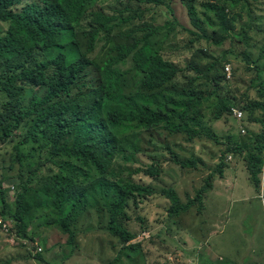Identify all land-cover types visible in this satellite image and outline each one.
Here are the masks:
<instances>
[{
    "label": "rangeland",
    "instance_id": "374dc122",
    "mask_svg": "<svg viewBox=\"0 0 264 264\" xmlns=\"http://www.w3.org/2000/svg\"><path fill=\"white\" fill-rule=\"evenodd\" d=\"M188 2L174 0L168 8L145 9L130 0H96V10L128 20L114 31L108 46L100 40L91 55L96 70L117 57L120 47H131L154 30V49L178 69L175 78L155 93L162 114L170 120L168 125L153 130L135 126L125 136L129 138V155L118 159L105 175L83 162L71 161L86 174L80 178L84 182L103 180L92 193L97 198L114 182L146 183L156 191L152 196L128 199L121 220L134 235L133 240L123 245L110 234L108 208L100 201L74 220L72 229L78 236L76 244L70 246L67 234L55 225H46L54 218V210L49 199L41 197V206L27 213L26 236L11 238L0 227V264H41L38 255L48 264H264V149L259 191L246 170L244 151L253 147L262 133L264 0ZM187 4L194 9L195 26L187 16ZM217 10L223 11L222 22ZM90 34L88 24H82L77 40L82 54L88 52ZM118 68L124 73L126 95L145 93L143 77L130 59ZM97 79H90V84ZM46 95L45 89L27 88L22 110H31ZM192 104L197 107L189 109ZM7 105L8 100L0 95V113ZM222 107L229 111L222 112ZM232 108L242 113L241 121L231 116ZM184 112L186 116L180 120L177 115ZM33 126L32 121L25 122L8 139L0 133V188L5 191L9 211L16 209L24 184L30 182L39 190L67 175L54 163H63L66 158L52 154L47 137H31ZM175 127L181 133H176ZM27 138H31L28 144ZM17 145L25 155L21 162ZM154 154L161 159L162 170L158 178L150 179L137 170L142 171ZM191 157L201 159L202 164L192 169L175 164V160ZM219 165L221 175L216 172ZM212 171L216 173L201 208L195 205L186 213L168 216L169 202L159 192L172 187L185 203ZM2 211L0 201V218L4 219Z\"/></svg>",
    "mask_w": 264,
    "mask_h": 264
},
{
    "label": "trees",
    "instance_id": "16d2710c",
    "mask_svg": "<svg viewBox=\"0 0 264 264\" xmlns=\"http://www.w3.org/2000/svg\"><path fill=\"white\" fill-rule=\"evenodd\" d=\"M130 1L137 2L145 9H158L170 7L174 0ZM186 10L190 22L195 26L193 7L187 4ZM216 15L222 22L223 11L217 10ZM127 21L121 16L96 10V0H0V95L8 100L5 111L0 113V133L8 139L25 122L32 121L31 137H47L52 154L57 158H66L63 163L53 162L67 175L39 190L32 188L30 182L24 184L17 195L14 211L8 210L5 191L0 188L3 205L1 216L9 220L12 232L17 236H26L27 213L41 206V197H47L48 202L52 203L54 218H49L46 225H55L67 234L70 246L76 244L78 236L72 229L74 220L89 205L99 204L100 201L108 208L110 234L123 245L133 240L134 235L121 220L128 199L134 195L152 196L156 191L146 183L114 182L109 183L97 198L92 193L103 180L84 182L80 178L86 177V174L71 164V161L83 162L85 166L94 167L105 175L118 159L129 155V138L125 136L130 130L135 126L153 130L170 123L162 114L157 102L159 95L155 93L175 78L178 69L154 49L152 36L156 30L131 47H120L117 57L110 59L101 70L95 69L91 55L96 52L100 40L105 47L108 46L114 31ZM85 23L91 34L88 52L82 54L77 40L78 30ZM129 59L136 73L143 77L141 86L145 93H124V73L118 67ZM95 76L98 77L97 81L90 84L89 80ZM27 88L47 91L46 97L35 102L29 111L21 108ZM196 107L197 104L188 105L189 109ZM253 107L259 108L257 104ZM221 111L227 112L229 108L222 107ZM185 116V112L177 115L180 120ZM260 125L262 133L255 139L253 147L244 148V151L247 150L246 170L256 191L260 189L258 175L262 167L260 154L264 149V116ZM174 131L181 133L177 127ZM30 141L31 138H27L26 143ZM21 149V145L15 147L20 162L25 157ZM148 162L142 171H137L150 179L158 178L162 170L161 159L154 154ZM175 164L192 169L202 162L199 158L191 157L175 160ZM216 172L221 175L220 165ZM216 172L212 171L194 197L188 198L185 203L174 188L162 189L159 194L169 202L168 216L186 213L195 205L200 209ZM36 259L41 264H48L40 255Z\"/></svg>",
    "mask_w": 264,
    "mask_h": 264
},
{
    "label": "built area",
    "instance_id": "2783aa9c",
    "mask_svg": "<svg viewBox=\"0 0 264 264\" xmlns=\"http://www.w3.org/2000/svg\"><path fill=\"white\" fill-rule=\"evenodd\" d=\"M225 71H226V73H229L230 68H229V67H226V68H225ZM228 77H229V74H228ZM230 112H231V116H232L233 118H235V119L238 120V121H241V119H242V117H243V115H242L241 112H239V111L236 110V109H231ZM240 133H241L242 135L245 134V132H244L243 130H241ZM0 227L2 228L3 232H4L7 236L9 235V236H11V238H16V233H15V232H12L13 227H12V224L9 222V220L6 221V220L0 218ZM12 240H13V239H12ZM39 252H41V250H39Z\"/></svg>",
    "mask_w": 264,
    "mask_h": 264
},
{
    "label": "clouds",
    "instance_id": "9594fccd",
    "mask_svg": "<svg viewBox=\"0 0 264 264\" xmlns=\"http://www.w3.org/2000/svg\"><path fill=\"white\" fill-rule=\"evenodd\" d=\"M233 109V108H232ZM231 110V109H230ZM231 113V112H230Z\"/></svg>",
    "mask_w": 264,
    "mask_h": 264
}]
</instances>
